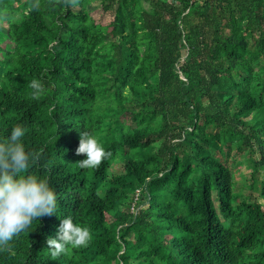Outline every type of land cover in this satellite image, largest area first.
Segmentation results:
<instances>
[{
  "label": "trees",
  "instance_id": "obj_1",
  "mask_svg": "<svg viewBox=\"0 0 264 264\" xmlns=\"http://www.w3.org/2000/svg\"><path fill=\"white\" fill-rule=\"evenodd\" d=\"M16 124L57 212L0 264H264V0H0V139ZM66 215L91 236L52 257Z\"/></svg>",
  "mask_w": 264,
  "mask_h": 264
},
{
  "label": "clouds",
  "instance_id": "obj_2",
  "mask_svg": "<svg viewBox=\"0 0 264 264\" xmlns=\"http://www.w3.org/2000/svg\"><path fill=\"white\" fill-rule=\"evenodd\" d=\"M33 97L44 93L39 79H32ZM27 129L16 124L10 133L0 139V247L30 229L43 215L57 212V195L46 175L29 171L39 153L26 149L23 138ZM77 153H84L79 160L82 168H95L110 155L95 134L80 132ZM91 236L89 227L74 222L71 215L61 217L55 236L47 238L51 256L57 257L69 247L86 246Z\"/></svg>",
  "mask_w": 264,
  "mask_h": 264
},
{
  "label": "rangeland",
  "instance_id": "obj_3",
  "mask_svg": "<svg viewBox=\"0 0 264 264\" xmlns=\"http://www.w3.org/2000/svg\"><path fill=\"white\" fill-rule=\"evenodd\" d=\"M91 4H95V2H93V3H90V4H86V6L87 7H89ZM95 6V5H94ZM103 20L104 21H107V20H109V19H111V15L110 14H104L103 15ZM3 43H6V41H4ZM253 157L254 158H258L259 157V155H258V153H255L254 155H253ZM236 160V161H238L239 163H238V169H239V174H238V176H236V187H235V189L236 190H239V191H241L243 194H251V196H253V197H256L259 201H263V199L259 196V194L257 193V191H255V192H252L243 182H245L246 180H245V178H244V176H242V174L243 173H248L249 172V168L246 166V162H245V160H244V155L243 154H238V153H235L234 152V154H233V156L231 157V160ZM118 169H119V164H113L112 166H111V170L113 171V172H115V171H118ZM260 179L262 178V170H261V172H260ZM251 200H252V198H251Z\"/></svg>",
  "mask_w": 264,
  "mask_h": 264
}]
</instances>
